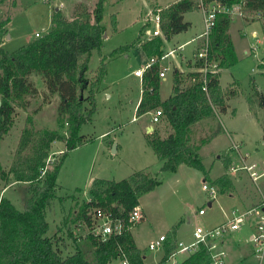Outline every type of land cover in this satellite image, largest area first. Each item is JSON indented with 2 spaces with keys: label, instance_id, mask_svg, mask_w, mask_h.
Segmentation results:
<instances>
[{
  "label": "rangeland",
  "instance_id": "obj_1",
  "mask_svg": "<svg viewBox=\"0 0 264 264\" xmlns=\"http://www.w3.org/2000/svg\"><path fill=\"white\" fill-rule=\"evenodd\" d=\"M76 1L0 0V16L10 20L9 32L1 47L7 52H14L36 39V33L46 35L51 27L52 12L59 8L70 17ZM80 1L90 10H93L96 2ZM175 1H105L103 24L107 36L101 50H94L92 53L88 76L96 79L102 58H106V71L95 86L96 111L93 120L81 129V134L90 140L68 151L63 157L57 179L60 185L58 198L46 214L50 226L48 235L53 236L58 232V237L64 236L66 240H63L62 244L67 245V248H64L65 254L73 252L74 246L67 235V229L73 230L74 235L78 237L87 233V228L75 220L81 207L91 198L90 188L93 180H121L136 171L144 170L161 180L154 190L140 195V208L146 216L131 227L145 264H179L186 257L187 253L180 252L163 262L165 244L156 250L149 249V245L160 236H166V241L172 239L190 243L194 240L196 228H214L227 223L234 215L241 214L245 217L240 221V228L227 234L223 238L224 245L219 246L228 251L226 264H259V259L254 254L246 259L243 255L249 248L254 250L252 237L258 234L257 223L262 215L258 210L248 211L258 207L262 201L248 208L243 199L247 192L255 194L257 202L264 200V175L254 182L249 180L243 190L234 189L213 199L210 193L203 189V184L210 185L204 180L203 171L182 164L176 171L162 172V161L147 142V126L152 124V114L137 116L135 109L142 94L141 78L135 76V71L149 59L141 48L129 49L124 54L112 56L116 48L132 44L142 28H156L155 22H149L147 17L152 8H164ZM114 14L117 17L116 31L112 24ZM185 19L191 22L189 30L165 41L163 48L165 55L160 60V66L166 76L160 79L162 100L172 94L174 70L187 72L189 61L194 60L196 42L188 43L183 48H179V45L204 29L202 8L188 12ZM229 33L237 61L230 68L223 69L220 75V84L229 104L228 112L221 113L216 108V116L194 125L189 135L190 142L199 147V155L212 178L224 174L223 159L228 156L234 161L233 167L242 168L244 163L241 156L248 154L245 164H257L258 173L262 172L264 164L263 20L245 10L242 15L233 14ZM148 38L147 34L141 37L142 40ZM172 50L174 51L168 54ZM31 80L42 87L38 76H32ZM230 91L234 94H229ZM41 102L42 100L32 98V104L27 111L17 110L13 127L3 138L5 140L0 141L3 168H10L15 159L16 149L29 115L33 117L38 128L58 127V97L55 96L50 104H44L35 114L34 109ZM64 128L68 126L65 125ZM234 145L239 149L234 148ZM65 151L63 142H55L53 153L51 152L52 155L48 159L49 164L57 163ZM5 164H8V167H4ZM240 170L231 169L228 173L235 176L233 173L239 171V174H244L240 173ZM4 189H7L6 183L0 179V197L5 195L11 198L15 206L21 209L26 196L25 185H10L6 191ZM200 209L205 211L203 215L199 214ZM61 242L59 241L60 244ZM111 264H123V260L117 259Z\"/></svg>",
  "mask_w": 264,
  "mask_h": 264
},
{
  "label": "trees",
  "instance_id": "obj_2",
  "mask_svg": "<svg viewBox=\"0 0 264 264\" xmlns=\"http://www.w3.org/2000/svg\"><path fill=\"white\" fill-rule=\"evenodd\" d=\"M105 1L96 0L93 10L85 4H78L72 18L55 9L49 32L14 52H7L1 47L9 32L10 20L0 16V141L13 127L17 110L27 111L32 98L42 100L34 109L35 114L44 104H50L55 96L59 99L58 127L38 128L29 115L11 167L3 168L0 159V179L5 181L6 186L25 185L26 189L21 209L11 198L0 197V264H111L114 260L125 258L129 264H145L133 238V224L129 222V216L135 207L140 206V195L154 190L161 180L144 170L121 180H93L91 198L81 207L75 220L87 228V233L78 237L73 230L67 229L74 246L73 252L65 254L67 245L62 244L66 240L64 236L58 237V232L48 235L50 226L46 214L58 198L60 185L57 179L63 157L90 140L81 134V129L93 120L96 111L95 86L106 71V58H102L96 79L88 76L92 53L100 51L104 43ZM203 3L207 7L214 3L223 7L241 4L242 11L257 15L264 24V0H203ZM196 9H201V0H179L171 4L160 11V36L145 41L137 38L132 44L115 49L112 56L140 45L150 59H156L144 72L142 98L136 113L142 116L161 109L163 115L160 122L169 123L173 132L163 138L156 129L148 134L147 142L162 161V172L176 171L182 164L194 167L204 172L205 180L215 186L220 195L233 189L228 172L234 161L230 156L223 159L225 173L216 178L210 177L199 155V147L190 142L189 135L194 125L216 116V108L221 113L228 110L220 75L223 69L230 68L237 61L229 33L232 15L222 11L217 14L208 61L218 63V71L208 73V92L203 90L202 84H188L190 78L202 75L205 65V61L197 56L198 49L195 61L189 63L193 70L187 73L174 70L172 94L164 101L160 97V60L165 55V41L189 30L191 23L186 21L185 15ZM116 22L113 15L112 24ZM32 76L40 78L41 88L31 80ZM230 93L234 94L233 91ZM65 125L68 128H64ZM57 141L65 144L66 151L57 163L50 165L48 159ZM99 209L124 221L123 232L112 233L108 237L95 234V216ZM59 241H62L61 244ZM164 244L166 253L163 262L178 248L177 242L172 239ZM209 259L208 249L201 246L179 264H208Z\"/></svg>",
  "mask_w": 264,
  "mask_h": 264
},
{
  "label": "built area",
  "instance_id": "obj_3",
  "mask_svg": "<svg viewBox=\"0 0 264 264\" xmlns=\"http://www.w3.org/2000/svg\"><path fill=\"white\" fill-rule=\"evenodd\" d=\"M201 8L203 9L204 14V31L200 35V38H202V44L199 48L198 58L205 61V65L202 68V75L199 78H190L188 81L189 85H200L202 84L203 90L208 92V73L210 71H218V63H211L208 61L209 56V44H210V38L211 34L213 32V29L216 25V19L218 12H224L228 13L230 15L233 14H243V9L241 4H236L232 7L228 6H222L220 3H214L211 6H205L203 3V0H201ZM152 21L155 22L156 28L154 30H149V35L154 36H160L162 34L161 31V14L160 11L158 13L154 14L151 18ZM37 38L43 37L42 34L36 33ZM156 62L155 58L149 59L148 62L142 64L141 68L135 71V76L143 78L144 72L151 67L152 64ZM165 72L164 69H161L160 72V78H165ZM163 115V111L157 110L153 114L152 121L154 123H159L160 119ZM234 148L239 149L238 146L234 145ZM239 151V150H238ZM241 156L242 161L244 163L242 168H236L232 166V170L236 171L237 169H244L247 172H249L251 178L255 181L260 176L264 175V164H263V170L261 173H258L257 171V164L247 165L245 164V157ZM203 189L208 191L211 195V197L214 199L218 195V189L215 186L203 184ZM253 210H258L262 212V215L260 217V221L257 223V230L258 234L252 237L253 242V254L255 257L259 259V264H262L263 261V251H264V200H262L261 204L258 207L252 208V210L248 211L251 212ZM205 211L203 209L199 210V214L203 215ZM245 217L244 214H241L239 216L234 215L233 218L228 221L227 223L221 224L219 226H216L214 228L210 229H202L200 227L196 228L194 231V240L190 243L185 242H179L177 251H175L172 256L176 255L177 253L183 252V253H194L198 249H200L201 246H205L210 255L209 263L208 264H226V257L227 252L224 248L220 247L219 244H224L223 238L229 234L230 232L236 231L240 228V221L243 220ZM96 223L94 228L95 234H100L103 237H108L112 233H122L124 230V221H122L119 218H113V216L110 213H107L101 209L97 210L96 212ZM143 219V212L139 207H135L134 210L130 213L129 216V222L132 224H135ZM167 240L166 236L162 235L157 239L156 241L152 242L149 245L150 250H156L157 248L161 247L164 242ZM123 264H129L127 259L125 258L123 260Z\"/></svg>",
  "mask_w": 264,
  "mask_h": 264
},
{
  "label": "crops",
  "instance_id": "obj_4",
  "mask_svg": "<svg viewBox=\"0 0 264 264\" xmlns=\"http://www.w3.org/2000/svg\"><path fill=\"white\" fill-rule=\"evenodd\" d=\"M177 1H179V0H176L175 2H177ZM175 2H173V3H175ZM81 3V1L79 0H77L76 2H74V4H73V6H72V10L74 11L75 10V8H76V6L78 5V4H80ZM172 3V4H173ZM171 5V4H170ZM170 5H168V6H166V7H164V8H161V7H158V8H156V7H154V8H152L151 9V11L149 12V14H148V21L150 22V21H152L151 20V18L153 17V15L154 14H156V13H158V11H161V10H163V9H166V8H168ZM74 8V9H73ZM57 9H59V8H57ZM73 14V13H72ZM72 14H71V16L70 17H68V18H72ZM115 15V14H114ZM116 16V15H115ZM116 19H117V17H116ZM186 21H188V20H186ZM188 22H190V21H188ZM191 23V22H190ZM203 23H204V14H203ZM113 29H114V31H116L117 30V22H116V24L115 25H113ZM145 28H142L141 30H140V33H139V36L137 37V38H139L141 41H145V40H149V39H151V38H153L152 36H150L149 35V30H152V29H145ZM203 31H204V29L200 32V33H198V34H196L193 38H191V39H189V40H187L186 42H184V43H182L181 45H179V48H183L184 47V45H186V44H188V43H193V42H196V48H195V50H194V53H193V58H194V60L192 61V60H190L189 61V63L191 62V63H193L194 61H195V55H196V53H197V51H198V47H200L201 46V44H202V38H200V35L203 33ZM145 32V33H144ZM148 35V39H144V40H142L141 39V37H142V35ZM107 35H105L104 36V38L106 37ZM174 37H176V36H174ZM136 38V39H137ZM5 39V38H4ZM135 39V40H136ZM134 40V41H135ZM4 41V40H3ZM133 41V42H134ZM3 44V43H2ZM129 45V44H128ZM126 46V45H125ZM135 48H141L142 49V47L140 46V45H136V47ZM117 49V48H116ZM144 51V50H143ZM174 50H172V51H170V52H168V54L169 53H171V52H173ZM124 54V53H123ZM146 54V53H145ZM147 56V55H146ZM147 58L148 59H150L148 56H147ZM189 63H188V71L187 72H189V71H192L193 70V68L189 65ZM177 70H179V69H177ZM181 72H183V71H181ZM187 72H183V73H187ZM172 88H173V85H172ZM141 91H142V86H141ZM231 94V93H230ZM170 97V96H169ZM168 97V98H169ZM141 98H142V94L140 95V97H139V99H138V101H137V103H136V106H135V109H136V112H137V108H138V106H139V103H140V101H141ZM166 100V99H165ZM164 101V100H163ZM228 104V103H227ZM228 107H229V104H228ZM226 112H228V111H226ZM152 114V118H153V114H154V112H149V113H147L148 115L149 114ZM147 114H144V115H147ZM144 115H142V116H144ZM150 116V115H149ZM133 119H136L135 117H133ZM162 121V120H161ZM150 122H152V124H149L148 126H147V135L148 134H151L153 131H155L156 129H159V133H160V135H162V137L163 138H166L168 135H170L172 132H173V130H172V128H171V126L169 125V123H167L166 121H162V122H160L159 124L160 125H158L157 123H154L153 121H151V119H150ZM202 122V121H201ZM155 125H158V126H155ZM2 140H5V139H2ZM53 153V152H52ZM52 155V154H51ZM220 157V156H219ZM8 164H5L4 165V167H8L7 166ZM234 165V164H233ZM232 165V166H233ZM232 166H231V168H232ZM7 169V168H6ZM209 170V169H208ZM240 171H242V172H240V173H244V174H239L238 172L237 173H233V174H235V176L234 175H230V173H229V176L231 177V180L233 181V189L232 190H234V189H239V190H243L244 189V187H245V185H247L248 184V182H249V180H252L253 182H254V180L251 178V176H250V174H249V172H247L246 170H244V169H241ZM229 172H230V170H229ZM223 173H225V172H223ZM211 175V174H210ZM220 175H222V174H219L217 177H219ZM211 177V176H210ZM204 180H205V178H204ZM206 181V180H205ZM7 187V186H6ZM9 187V186H8ZM8 187H7V189H8ZM6 189V190H7ZM5 190V189H4ZM5 190V191H6ZM4 191V192H5ZM232 192V191H231ZM230 193V192H229ZM254 196H255V194H252V193H247L246 192V196H244V199H243V201H244V203L247 205V207L248 208H252V207H254V206H256V205H258L261 201H262V199H260L258 202H257V200H256V198H254ZM256 197V196H255ZM212 205V203L210 202L209 203V206H211ZM142 212H143V210H142ZM145 213L143 212V219H145ZM176 242V241H175ZM192 242V241H191ZM178 243L179 242H177V245H178ZM222 245H224V244H222ZM226 251V250H225ZM228 252V251H227ZM247 253H244V255H243V257H244V259H246V258H248L249 257V255H252L253 254V249H248V251H246ZM188 255V254H187ZM186 255V256H187ZM227 255H228V253H227Z\"/></svg>",
  "mask_w": 264,
  "mask_h": 264
},
{
  "label": "water",
  "instance_id": "obj_5",
  "mask_svg": "<svg viewBox=\"0 0 264 264\" xmlns=\"http://www.w3.org/2000/svg\"><path fill=\"white\" fill-rule=\"evenodd\" d=\"M0 105H1V103H0Z\"/></svg>",
  "mask_w": 264,
  "mask_h": 264
}]
</instances>
